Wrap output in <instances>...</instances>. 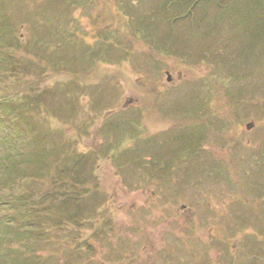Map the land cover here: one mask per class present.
Segmentation results:
<instances>
[{
  "label": "rangeland",
  "instance_id": "obj_1",
  "mask_svg": "<svg viewBox=\"0 0 264 264\" xmlns=\"http://www.w3.org/2000/svg\"><path fill=\"white\" fill-rule=\"evenodd\" d=\"M162 1L0 0V25L47 38L44 52L16 51L32 65L24 78L45 66L39 77L54 88L31 127L19 100L0 102V154L45 146L62 165L76 150L95 168L93 212L79 221L0 214V264H223L248 241L260 260L241 264H264V0H200L189 15L190 0ZM66 21L69 38L50 46ZM87 48L98 55L85 70L49 71L53 57ZM3 75L0 86L14 78ZM189 134L195 154L175 158ZM30 233V244L18 237Z\"/></svg>",
  "mask_w": 264,
  "mask_h": 264
},
{
  "label": "trees",
  "instance_id": "obj_2",
  "mask_svg": "<svg viewBox=\"0 0 264 264\" xmlns=\"http://www.w3.org/2000/svg\"><path fill=\"white\" fill-rule=\"evenodd\" d=\"M165 1L166 0H163L161 3L163 7L167 4ZM167 1L168 4L171 2V0ZM199 1L200 0H190L183 2L187 4L186 10L189 11L188 15L192 9L194 11L193 5L196 6ZM176 14L179 13L176 12ZM4 24L5 23L0 25V29H2L0 31V47L3 42H6V44L3 43L4 45L0 49V68L3 70V72H0V75L4 73L3 76L8 74V76L14 78L13 80H9L10 83H7L5 86L1 84L0 102L7 99L5 101L9 103L10 108L15 109L14 103L16 100H19V105L21 107L18 111L19 119L22 123L28 124V126L31 127V124L35 125L32 119L33 112L38 113L43 110L42 106L45 103L44 100L49 97L50 92L52 93L54 88L49 89V86L45 88L41 77H39L42 76V73L44 75L45 66L43 70L36 72L39 75H36V79L29 80L24 78L28 72L32 70V65L26 55L16 54V51L20 49L23 50L24 48L28 53H31L32 51L29 52L30 49L33 50V48H37V53L44 52L47 50L43 47L46 45L45 41L47 38L42 37L40 41H37V38H35L34 41L31 38L28 40L24 37L19 38L16 27L10 30V28H6ZM67 25V21L65 23L59 22L57 26H55V30H50L48 38V41H50L49 43H51V45L48 43L50 46H52L54 40L58 39L57 36H60L61 38L56 41V46L63 47L62 39L66 35H70L68 32L70 28H67ZM8 34L10 35L8 36ZM109 41H113L114 44L116 43L113 37H108V40L104 38L102 43L110 45ZM69 42L74 46V40L70 38ZM59 49L62 50V48ZM86 50L87 51L80 49L78 54H72L70 57L68 56L69 58L65 55L56 56L55 59L53 57V62L51 60L52 63L49 66V71L77 74L76 72L85 70L87 68V63H90V60L94 62L97 57L96 55H98V53L93 51V48H87ZM46 58L47 57H43L42 59ZM73 61L78 62L74 65H78L79 71L75 70L76 72H74L70 69L72 68ZM38 65L39 63L35 64L34 69H36ZM18 93L23 94V99L25 100L18 99ZM62 95L66 97L65 93H62ZM50 97L52 98L51 95ZM41 101L43 102L41 103ZM31 103L35 106L32 107ZM46 104L47 103H45V105ZM66 104H69V102ZM198 114L201 116L202 112L200 111ZM41 133L42 132H39V134ZM196 145H198L196 136L190 134L184 136L183 145L180 146L181 149L177 152L175 158H179L184 154H195L194 149ZM182 149H186V151L182 152ZM50 152L51 149L44 146L37 153L26 151L19 157H17V153H14L13 156H8L7 153L0 154L1 165H4L3 168L8 173V177L0 181V214L12 210L16 216L18 214L21 217H29L30 214L35 211L37 218L41 215L49 214L55 221L63 225V221H79L82 218V214L85 215V213L90 214L93 212V210H89L90 206L86 205V202L89 201L92 195L87 194V188L85 187L86 184L92 180L94 175L93 155L89 154L84 156V154H82L83 152L74 150L68 155V159L65 163L59 165L58 161H52L48 158ZM162 160L165 161V159ZM46 184H51V186L44 187ZM87 195L90 196L87 198ZM5 207L11 208L7 210L4 209ZM64 210L67 215L65 220H63L61 217L62 215L60 216L59 214L60 211L62 214H65L63 212ZM60 224L59 227L61 226ZM31 235L32 233L25 237H18H20V239H27V242L30 244L33 242ZM25 249L26 248H24V250ZM18 250L20 254L24 253V250ZM0 256L4 260L6 253H0ZM7 263L14 264L12 261Z\"/></svg>",
  "mask_w": 264,
  "mask_h": 264
},
{
  "label": "flooded vegetation",
  "instance_id": "obj_3",
  "mask_svg": "<svg viewBox=\"0 0 264 264\" xmlns=\"http://www.w3.org/2000/svg\"><path fill=\"white\" fill-rule=\"evenodd\" d=\"M239 194H242V193H239ZM239 228H240V226L238 225V226H236L235 230L239 231ZM241 230H242V228H240V231ZM253 235H255V233ZM250 239H252V238H250ZM221 242L225 243L224 240H221ZM248 242L250 243V241H248ZM248 242H247V245H246L247 248H245V250L241 251L242 254L239 257L236 256V249L234 248V245H237V244H234L233 247L229 250V251H231L230 257H235V258L231 259L233 261V263L235 262L234 264H236V263L237 264H241V263L245 262L246 259H249V258L260 260L259 257H260V253H261V248L259 247L258 252H256L254 250V246H255L254 243H252V246H250V244ZM237 255H239V254H237ZM224 261L225 262L223 264H229L230 262H232V261H230V262L228 261V263H227V260H224Z\"/></svg>",
  "mask_w": 264,
  "mask_h": 264
},
{
  "label": "water",
  "instance_id": "obj_4",
  "mask_svg": "<svg viewBox=\"0 0 264 264\" xmlns=\"http://www.w3.org/2000/svg\"><path fill=\"white\" fill-rule=\"evenodd\" d=\"M166 74H167V76H168V80H170V79H171L170 73L167 71ZM250 125H251V124H248L247 127H249Z\"/></svg>",
  "mask_w": 264,
  "mask_h": 264
}]
</instances>
